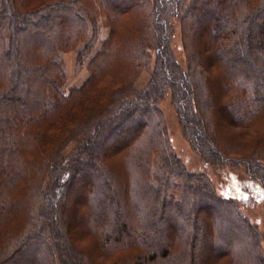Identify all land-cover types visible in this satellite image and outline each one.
Masks as SVG:
<instances>
[{
    "label": "trees",
    "instance_id": "obj_1",
    "mask_svg": "<svg viewBox=\"0 0 264 264\" xmlns=\"http://www.w3.org/2000/svg\"><path fill=\"white\" fill-rule=\"evenodd\" d=\"M167 93L199 156L264 189V0H0V264H264V234L175 153Z\"/></svg>",
    "mask_w": 264,
    "mask_h": 264
},
{
    "label": "rangeland",
    "instance_id": "obj_2",
    "mask_svg": "<svg viewBox=\"0 0 264 264\" xmlns=\"http://www.w3.org/2000/svg\"><path fill=\"white\" fill-rule=\"evenodd\" d=\"M180 21L173 20V32L171 34V48L178 62L184 67L186 64V54L184 51L183 35L180 30ZM100 40L97 41L96 48L99 49L101 41L107 36V28L102 21L99 22ZM81 47H83L81 45ZM79 48L71 53L62 54L60 60L66 64L67 84L65 92L71 87H79L84 84L88 77L87 63L80 64L77 60ZM93 54V51L91 55ZM154 59V57H153ZM152 70L144 71L135 82L136 89H144L149 81ZM159 108L165 118L168 137L173 149L181 161L185 164L188 171L205 174L213 183L218 194L223 199L233 202L243 214L249 218L250 222L256 225L259 232L264 234V189L258 183L249 179L241 170L228 167L212 166L199 156L184 138L180 120L172 102L171 94L159 103ZM77 143L71 142L66 145L62 155L63 161L70 160L75 154ZM264 255V241L261 242Z\"/></svg>",
    "mask_w": 264,
    "mask_h": 264
}]
</instances>
